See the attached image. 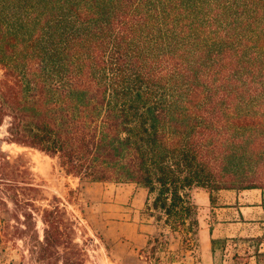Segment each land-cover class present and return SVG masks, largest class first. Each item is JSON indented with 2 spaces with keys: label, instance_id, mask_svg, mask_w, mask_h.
Instances as JSON below:
<instances>
[{
  "label": "trees",
  "instance_id": "1",
  "mask_svg": "<svg viewBox=\"0 0 264 264\" xmlns=\"http://www.w3.org/2000/svg\"><path fill=\"white\" fill-rule=\"evenodd\" d=\"M0 71L4 141L80 181L145 188L149 215L184 244L199 229L194 188L212 202L264 189V0H0ZM33 179L0 151V214L24 226L6 240L30 230L49 263L60 210H40Z\"/></svg>",
  "mask_w": 264,
  "mask_h": 264
},
{
  "label": "rangeland",
  "instance_id": "2",
  "mask_svg": "<svg viewBox=\"0 0 264 264\" xmlns=\"http://www.w3.org/2000/svg\"><path fill=\"white\" fill-rule=\"evenodd\" d=\"M4 135L2 125L0 151L20 157L39 186L36 205L40 210L58 206L63 243L54 251L51 262L40 259L42 250L35 246L30 230L22 239L6 240L4 231L13 232L17 225L24 226L22 221L17 224L8 212L2 211L0 264H205L200 229L205 230L209 211L198 203L202 188L192 191V199L198 206L199 229L195 240L187 245L180 233H172L163 222L157 223L149 215L145 188L134 183L80 181L65 175L56 159L37 149L8 143L3 140ZM12 207L8 204V210ZM7 223L9 226H5ZM44 227L38 214L36 231L40 240ZM136 233L148 236L140 237L138 242L134 239ZM205 234L207 240L209 236ZM214 247V264H245L242 255H234V247L242 250L241 238L222 239Z\"/></svg>",
  "mask_w": 264,
  "mask_h": 264
},
{
  "label": "crops",
  "instance_id": "3",
  "mask_svg": "<svg viewBox=\"0 0 264 264\" xmlns=\"http://www.w3.org/2000/svg\"><path fill=\"white\" fill-rule=\"evenodd\" d=\"M201 190L199 206L209 211L206 228L200 229L202 262L214 264L216 248L212 240L241 238L242 250L234 247V255H242L245 264H264V189H222L214 193L213 203L209 193ZM143 236L148 234L136 233L134 239L139 242ZM230 260L235 263L234 258Z\"/></svg>",
  "mask_w": 264,
  "mask_h": 264
}]
</instances>
